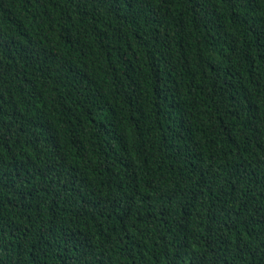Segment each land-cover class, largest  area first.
<instances>
[{
	"label": "trees",
	"instance_id": "trees-1",
	"mask_svg": "<svg viewBox=\"0 0 264 264\" xmlns=\"http://www.w3.org/2000/svg\"><path fill=\"white\" fill-rule=\"evenodd\" d=\"M0 264H264V0H0Z\"/></svg>",
	"mask_w": 264,
	"mask_h": 264
}]
</instances>
